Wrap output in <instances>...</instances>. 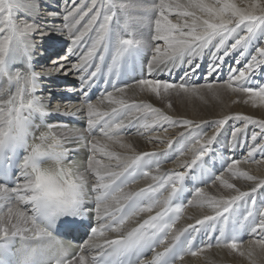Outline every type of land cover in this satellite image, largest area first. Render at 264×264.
I'll return each mask as SVG.
<instances>
[{"label": "snow or ice", "instance_id": "obj_1", "mask_svg": "<svg viewBox=\"0 0 264 264\" xmlns=\"http://www.w3.org/2000/svg\"><path fill=\"white\" fill-rule=\"evenodd\" d=\"M19 7V0H0V80L7 78L16 85L15 94L0 102V264H177L183 254L197 256L213 248V238L216 248L239 253L250 264H257L256 250L264 252V178L241 170L240 165L242 160L260 163L254 157L258 152L264 155V119L224 116L211 122L215 128L208 135L203 132L208 121L174 118L151 103L129 99L127 94H154L167 100L171 109L173 96L203 99L202 91L217 96L220 89H227L246 96L253 104H264V80L260 79L264 76V0L242 4L234 0H66L62 28L35 20L18 23L15 12ZM28 7L36 9L38 5ZM44 15L54 18L61 13L47 11ZM170 17H175V22ZM65 29L70 47L64 56L51 61L47 71L10 73L8 65L17 59H26L32 68V52L41 44L31 40L33 34H39L40 42L48 37L54 46L55 38L49 33L63 34ZM210 47L214 51L208 77L222 72L226 57L238 55L227 68L226 79L221 76L222 83L214 79L197 84L193 77L200 69L198 59ZM144 51L150 55L140 75L131 77V84L125 82V71ZM72 56L76 62L70 61ZM177 68L183 71L178 83L159 78L165 72L171 77ZM61 73H77L84 96V103L69 105L63 114L76 116L86 109L87 134L98 130L103 142L63 126H57L62 135H57L52 125L39 137L33 134L34 116L48 115L43 99L36 95L39 78ZM101 77L112 91L106 88L92 103L89 92ZM105 101L109 107L102 109ZM55 111H61L59 105ZM229 120L242 123L231 132L233 151L245 147L242 138L248 125L258 126L259 131L251 133L253 144L248 146L247 155L242 160H224V171L215 175L206 167V158L218 155L213 145ZM165 125L183 131L168 139L163 151L137 153L122 136L130 129L138 135L160 128L166 132ZM70 139L78 149L90 148L86 167L79 161L66 162L69 148L65 145ZM174 144L180 155L190 152L191 159L179 162L184 171H161ZM112 145L128 151H113ZM19 149L26 153L22 159ZM98 153L107 162L97 159ZM13 169H18L19 176L14 177ZM196 171L201 172L199 183L219 181L234 194L217 197L195 187L188 204L206 207L212 214L174 231L184 205H174L173 201L183 198L189 190L185 181L189 175L195 179ZM226 174L251 182L248 190L229 182ZM141 177H150L152 182L139 190H126ZM86 200H92L94 208H88ZM153 209H158L154 215ZM93 213L95 226L82 245L73 247L55 234L54 225L61 218L70 217L61 221L70 229L80 224L72 217ZM142 213L149 215L126 230V223ZM108 233L116 235L109 239ZM213 233L218 236L213 237ZM245 233L253 237L246 243L242 240ZM198 234L209 237L203 247L195 243ZM148 251L152 252L151 260H143Z\"/></svg>", "mask_w": 264, "mask_h": 264}, {"label": "bare ground", "instance_id": "obj_2", "mask_svg": "<svg viewBox=\"0 0 264 264\" xmlns=\"http://www.w3.org/2000/svg\"><path fill=\"white\" fill-rule=\"evenodd\" d=\"M122 2H128V0H122ZM237 4L247 3L250 0H234ZM20 7L15 12V19L19 23L20 21L27 20L28 22H33L35 20L36 23H46L48 25H54L56 28H62L63 26V12L66 10V0H19ZM35 3L38 5V8L31 9L28 5ZM70 6V5H69ZM47 11H57L60 12L61 15L56 16L54 18L46 17L44 13ZM175 22V17H170ZM50 37L55 38V44L53 46L52 40L48 37H45L44 41L40 42L39 34L35 33L30 38L33 42L40 46L36 47L32 52V68L34 67L39 72H45L51 67V61L56 59L57 56H64L67 52V49L70 47V40L67 35V30L65 29L63 34L59 31L49 33ZM231 43V41L229 42ZM47 49L45 51L44 49ZM214 51V48H209L205 50L203 58L198 59L200 63V69L197 71V75L193 77V82L197 84H206L208 81L218 80L222 83L221 76L226 79L227 77V68L234 64V57L238 55V53H233L232 57H226L224 68L221 73L213 74V77H208L206 75L208 71L209 65L212 63L211 52ZM59 53V54H58ZM146 56H141L142 61H147L150 53L148 51L143 52ZM54 55L51 57L50 63L46 62V57L50 55ZM222 54V53H221ZM76 57H70L71 62H76ZM187 67V65H184ZM28 63L26 59H17L13 60L8 65V70L10 73L22 72L26 73L29 70ZM183 75V71L181 68L175 69L172 73L171 77L165 72L159 78L161 79H172L175 82L180 81V77ZM261 80H264V76L260 77ZM40 96L46 104H50V108L53 110L56 109L57 105L60 106L62 112H66L69 110V105H79L84 103L83 92L81 91V83L78 78L77 73H71L67 76L61 74H53L50 76H43L40 79ZM131 84V83H129ZM107 91H112L111 86H106L104 82L101 85L94 86L91 92L90 102L96 103L97 100L101 98V94ZM16 92L15 83H8L7 78L0 80V102L7 100L10 96L14 95ZM206 93V94H203ZM201 96L203 99H200L198 96L193 97H171V103L173 107L169 109L167 107V100L162 101L160 98L156 97L154 94L149 95L144 92H129L127 97L129 99H134L137 102L143 103H151L154 107L161 108L166 114L173 116L174 118H188L194 119L197 122L200 120L208 121L206 125L203 126V132L211 135L214 132L215 125L211 123L212 121L223 118L224 116H231L235 114H242L251 116L253 119H264V104L259 102L253 104L248 100V98L242 94L234 93L227 89H220L217 96H213L211 93L207 91H202ZM109 107L107 101L101 105L102 109H107ZM57 118L65 119L63 122H67L68 120H75L81 122L83 127L80 129L81 132L87 135L88 139L91 140L92 136H96L98 139H101L103 142V138L101 134L97 131L92 133V135L87 134V115L86 109H81L80 112L76 116H63L64 114L57 113ZM54 124H60L56 121H53ZM242 123L229 120L228 123L224 126L222 134L218 137V143H214L213 149L215 154H210L209 157L206 158V162L210 161L215 165H219L218 171L216 175H219L224 171L226 164H224V160H230L231 158L241 159L247 155L249 150L248 146L252 145L251 141V133L253 131H259L258 126L256 125H248L246 137L242 138L245 143V147H237L234 151L230 146L231 141V132L234 127H241ZM167 131H164V128L155 129L149 132H145L143 135L136 134L134 129H130L129 132L123 133V139L126 143H131L133 148L137 153L142 151H163L167 148L166 141L168 139H172L176 136V134L180 131H183L182 128L172 127L165 125ZM143 131V130H141ZM58 135H62L63 130L58 129ZM161 137V140L149 139V137ZM73 140H69L67 143L69 146L73 147ZM261 142V141H257ZM75 143V142H74ZM177 145H173V148L169 150V157L165 160L161 165V171H184L183 168L179 167L180 161L190 160L191 153L186 152L184 155L173 154V150L177 149ZM90 150V148H85V150ZM111 150L117 152H125L128 151L126 149L120 148L118 145H112ZM91 155V151L89 156ZM223 157V159H221ZM97 159L104 160L107 162V158L97 154ZM256 161H260V163H255L253 161L243 162L240 165L241 170L248 171L250 174L264 178V155H261L259 152L254 157ZM221 163V164H220ZM224 164V165H223ZM223 165V167L221 166ZM84 166H87V161L84 162ZM219 168H221L219 170ZM88 178L90 181L94 182V177L91 173L88 174ZM226 178H229V174H226ZM151 178H142L132 184L128 185L126 190H139L142 187L147 186L151 183ZM229 182L235 183L237 187H240L241 190H248V186L251 182L244 181L242 179L237 178H229ZM205 189V191L209 195L213 196H228L234 194L230 192L228 189H225L219 181L213 183L212 181L201 186ZM192 194L190 195L191 200ZM30 211V206H28ZM158 209H153V212H156ZM152 212V213H153ZM211 215V210L206 207H199L196 204L189 205L187 202V206L183 211L182 217L175 225V230L183 229L189 224H193L195 219L201 218L202 215ZM149 215V213H142L140 217L134 218L126 223L125 229L130 230L133 227L137 226V223L142 222L143 219ZM115 233H108L107 237L109 239L115 237ZM247 236L243 241L246 243L248 240L253 237ZM212 242V241H211ZM204 243V242H203ZM202 243V246H203ZM214 247L211 249H206L204 252L200 253L197 256H192L191 254L183 257V260H179L177 264H250V261L246 256H240L239 253L231 252L227 249L216 248L215 242H213ZM256 256L254 257L257 261V264H264V252H261L259 249L256 250ZM92 254H95L93 251Z\"/></svg>", "mask_w": 264, "mask_h": 264}, {"label": "rangeland", "instance_id": "obj_3", "mask_svg": "<svg viewBox=\"0 0 264 264\" xmlns=\"http://www.w3.org/2000/svg\"><path fill=\"white\" fill-rule=\"evenodd\" d=\"M59 54V53H58ZM54 55L52 54V55H50L49 57H46V62H48V63H50V59H51V57H53ZM203 94H206V93H203ZM199 97V96H198ZM91 101V100H90ZM50 105V104H49ZM94 133V132H93Z\"/></svg>", "mask_w": 264, "mask_h": 264}]
</instances>
